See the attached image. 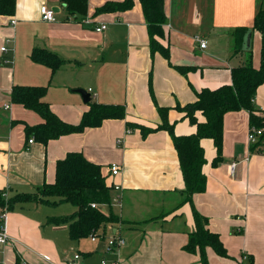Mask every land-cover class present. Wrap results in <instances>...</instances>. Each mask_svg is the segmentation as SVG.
Masks as SVG:
<instances>
[{
  "label": "crops",
  "instance_id": "1",
  "mask_svg": "<svg viewBox=\"0 0 264 264\" xmlns=\"http://www.w3.org/2000/svg\"><path fill=\"white\" fill-rule=\"evenodd\" d=\"M107 1L124 0H89L87 22L82 17L71 19L61 0H17L13 15H0V47L8 48L0 51V191L12 197L53 183L58 160L79 151L103 166L108 183L122 186L121 206H111L120 218L114 231L126 241L116 249L113 260L118 264H202L199 252L183 249L196 228L193 205L208 218L210 229L220 234L229 254L220 256L208 247L209 264H245L251 257L254 264H264V146L251 149L249 111L225 114L223 161L218 166L212 165L217 153L214 142L202 141L208 160L207 187L194 195L193 205L183 203L185 182L170 133L158 130L143 137L140 128L127 124L157 126L162 123L160 105L171 108L169 121L176 122V134L194 133L196 124L174 107L194 102L195 90L231 84L233 68L247 62L249 50L253 65L260 66L262 36L253 24L264 0H165L167 20L161 41L169 48L171 65L161 52L152 54L141 0H134V6L123 12L95 15ZM42 5L57 11V21L42 20ZM13 17L15 26L10 24ZM103 24L105 30H95ZM241 27L249 32L243 50L236 51V30ZM196 35L208 41L205 48L196 42ZM36 47L58 54L65 64L53 72L33 61ZM177 66L191 69L185 75ZM16 84L47 85L44 99L69 123H79L91 101L122 103L127 116L106 119L99 127L47 144L31 136V144L26 125L43 119L12 102ZM86 86L89 102L76 91ZM254 103L264 117V83ZM5 104L10 107L4 108ZM232 161L239 162L234 175ZM113 163L121 167L116 176L109 172ZM115 195L113 190L112 198ZM44 206L49 205L24 202L7 212L10 241L0 246V263L69 264L73 254L80 252L82 262L89 264L87 252L76 248L83 238L72 240L67 224H50L51 216L62 215ZM91 242L97 250L109 251L103 242Z\"/></svg>",
  "mask_w": 264,
  "mask_h": 264
},
{
  "label": "trees",
  "instance_id": "2",
  "mask_svg": "<svg viewBox=\"0 0 264 264\" xmlns=\"http://www.w3.org/2000/svg\"><path fill=\"white\" fill-rule=\"evenodd\" d=\"M89 0H61L70 15L84 18L88 13ZM17 0H0V15L11 16L15 13ZM145 20L148 25L150 47L152 54L161 52L169 61V48L161 41L165 36L164 24L167 20L165 0H141ZM134 6V0L107 1L95 10V15L106 12H123ZM253 28L261 33V63L255 67L252 62V53L249 50L247 62L233 68L232 83L217 88L203 87L195 90L197 99L194 102L181 105L177 103L175 109L184 112L185 118L196 124V131L186 135L175 132L176 122L169 121L170 107L157 105L162 123L149 127L138 122H128V127L141 129L143 137L158 130H167L177 151L180 168L184 177L185 187L182 190L186 195L183 203L193 205V197L202 193L207 187V174L204 170L208 160L202 141L212 139L216 147V156L212 160L214 167L223 161L224 116L231 111L248 110L250 125H264V117L260 116L254 99L258 87L264 83V7L257 12ZM235 35L236 51H242L245 35L249 28L241 27ZM31 58L33 61L49 66L53 72L66 62L58 54L47 49L36 47ZM170 65L172 64L169 61ZM182 74H187L191 67L177 66ZM48 91L47 85H19L12 88L11 100L25 108L37 112L43 119L36 125H26V134L33 136L37 141L47 144L50 140L63 135L83 132L88 127H99L106 119H125L126 106L122 103L90 102V109L86 111L80 122L73 124L62 120L44 99ZM152 96L155 100L154 93ZM156 101V100H155ZM204 117L200 120L199 116ZM264 146V134L251 145L252 150ZM103 166L95 163L79 151H70L66 157L58 160L56 179L53 183H44L34 192L18 193L12 197H5L0 191V208L7 211L14 209L16 204L35 202L46 205H57L62 202H71L77 207L75 213L62 216H51L48 222L53 225L67 224L72 240L87 238L97 231L102 232L101 241H105L110 233L109 226L114 228L120 223L119 216L110 206L113 195V184L108 183L103 174ZM108 205L109 210L103 211L93 208L92 203ZM182 203V204H183ZM195 230L189 234V240L183 249L190 253L199 252L202 264H209L206 250L211 247L220 256H229L218 232L209 227V220L193 205ZM245 264H254L253 257Z\"/></svg>",
  "mask_w": 264,
  "mask_h": 264
},
{
  "label": "built area",
  "instance_id": "3",
  "mask_svg": "<svg viewBox=\"0 0 264 264\" xmlns=\"http://www.w3.org/2000/svg\"><path fill=\"white\" fill-rule=\"evenodd\" d=\"M40 11H41L42 20L47 21V22L57 21V11L54 8L49 7L47 5H42ZM75 18H76V16L71 15V19H75ZM81 20L84 22L88 21L87 19H85V17H84V19L81 18ZM10 24L12 26H15L17 24V19L13 17L10 20ZM106 27L107 26L105 24H103L100 26H96L95 30L98 32H101V31L105 30ZM194 39L196 40V42L199 43L200 47L205 48L207 46L208 41L205 38L201 37L200 35H196L194 37ZM0 51L7 52L8 48L6 46H2V47H0ZM9 107H10L9 104L4 105V108H6V109ZM262 134H264V125H262V126L250 125L249 140L251 142H253V143L257 142L259 137ZM33 142H34V138L31 137L29 139V143L32 144ZM238 164H239L238 161H232L231 162L230 171H231L232 175H234L236 173ZM120 170H121V167L118 163H113V164L109 165V172H110L111 176L118 175ZM112 184H113V189L116 192V195L112 198L110 206H113V205L121 206V203H122V193H121L122 192V186L120 184H117V183H112ZM4 195H5V197H7L6 193H4ZM91 205L93 208H98V209H101L103 211H108V208L110 207L108 205H101V204H98L95 202L92 203ZM7 212L8 211H7L6 207L0 208V246H3L10 241V238L7 234L6 227H5ZM112 228H113L112 226H109L110 233L107 236L105 241H101V239H102V232L101 231H97L96 233L91 234L89 237L91 238L92 241L103 242L105 245V248H107L108 250H113V249L119 248L125 244V242H126L125 238L122 235L118 234L117 231H116V233H112ZM82 259H83L82 254L80 252H75L73 254V257L70 259L69 264H84L82 262ZM101 264H118V263L116 260L109 262L108 260L103 258L101 260Z\"/></svg>",
  "mask_w": 264,
  "mask_h": 264
},
{
  "label": "rangeland",
  "instance_id": "4",
  "mask_svg": "<svg viewBox=\"0 0 264 264\" xmlns=\"http://www.w3.org/2000/svg\"><path fill=\"white\" fill-rule=\"evenodd\" d=\"M261 7H264V3L261 4ZM85 88L86 90H88V86H86ZM44 208H46L50 212L58 213L61 215H70L75 213L77 210L76 206L71 202H62L57 205L44 206ZM91 241V238L87 237L83 238L80 243L77 242L78 244H76V248H78V250L85 253L87 252V256L89 255V259H86L89 264H100V260L102 257H105V259L108 261L113 260L114 256L116 255V249L118 248L109 250L108 252H101V250H97V245L95 243H92ZM0 264L3 263L1 262Z\"/></svg>",
  "mask_w": 264,
  "mask_h": 264
},
{
  "label": "water",
  "instance_id": "5",
  "mask_svg": "<svg viewBox=\"0 0 264 264\" xmlns=\"http://www.w3.org/2000/svg\"><path fill=\"white\" fill-rule=\"evenodd\" d=\"M76 91L79 92L82 95L83 100L85 102L91 101V95H90V93L86 89H84V88H78V89H76ZM103 246H104V243H103Z\"/></svg>",
  "mask_w": 264,
  "mask_h": 264
}]
</instances>
